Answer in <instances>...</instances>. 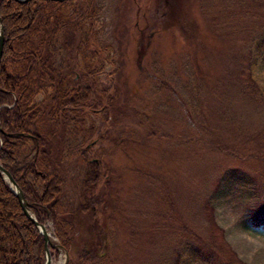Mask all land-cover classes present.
<instances>
[{
    "label": "rangeland",
    "instance_id": "rangeland-1",
    "mask_svg": "<svg viewBox=\"0 0 264 264\" xmlns=\"http://www.w3.org/2000/svg\"><path fill=\"white\" fill-rule=\"evenodd\" d=\"M92 4L99 88L117 91L109 127L91 115L108 133L90 155L108 180L97 193L112 264H172L186 233L215 264H264V230L244 219L264 204V64L250 50L264 38V0ZM71 148L63 193L74 212L87 166ZM73 220L81 249L90 215ZM50 253L65 264L62 249Z\"/></svg>",
    "mask_w": 264,
    "mask_h": 264
},
{
    "label": "trees",
    "instance_id": "trees-1",
    "mask_svg": "<svg viewBox=\"0 0 264 264\" xmlns=\"http://www.w3.org/2000/svg\"><path fill=\"white\" fill-rule=\"evenodd\" d=\"M99 11L92 0H0L5 41L0 60V164L23 191L36 222L51 223L68 254L67 264H112L100 213L106 201L97 193L108 180L101 156L90 155L92 144L108 135L91 115H100L109 127L117 95L110 86L99 88L102 33L92 26ZM258 42L250 48L252 59L264 64V38ZM39 95L41 100L36 99ZM72 145L87 166L74 212L67 209L63 193ZM75 212L91 219L81 249L76 248L80 225L73 220ZM244 219L251 228L264 230V204L249 209ZM185 237L172 264H215L213 254L195 246L197 236ZM44 248L42 234L0 175V264H44Z\"/></svg>",
    "mask_w": 264,
    "mask_h": 264
},
{
    "label": "water",
    "instance_id": "water-1",
    "mask_svg": "<svg viewBox=\"0 0 264 264\" xmlns=\"http://www.w3.org/2000/svg\"><path fill=\"white\" fill-rule=\"evenodd\" d=\"M19 3L21 2H27L29 0H16ZM48 1H55V2H64L65 0H48ZM4 31H3V27L1 25V20H0V60L2 58V49L4 46ZM0 175L3 179V181H5L7 184H9L10 186V190L14 193V195L16 196L17 200L19 201V204L23 210V212H25L26 216L28 217V219H30V221L34 222L35 225L37 226L39 232L42 234L43 238H44V243H45V248H44V253L46 254V260L44 262V264H50L51 263V253H50V247L51 248H55V249H62L60 244L56 245V244H52V242L50 241V237L48 232L46 231V226L45 225H40L38 222H36L34 215L28 210V203L25 200L23 191L17 186L15 180H13L11 174L9 173L8 170L3 169V167L0 164ZM52 240V239H51ZM63 250V249H62ZM68 260V254L66 252V260H65V264H67Z\"/></svg>",
    "mask_w": 264,
    "mask_h": 264
},
{
    "label": "bare ground",
    "instance_id": "bare-ground-1",
    "mask_svg": "<svg viewBox=\"0 0 264 264\" xmlns=\"http://www.w3.org/2000/svg\"><path fill=\"white\" fill-rule=\"evenodd\" d=\"M59 3V2H58ZM63 3V2H62ZM46 231H47V229H46ZM49 234V233H48ZM49 236H50V234H49ZM50 241L52 242V240H51V237H50ZM53 244V243H52ZM54 245V244H53Z\"/></svg>",
    "mask_w": 264,
    "mask_h": 264
}]
</instances>
